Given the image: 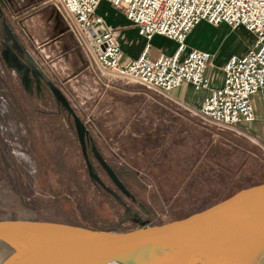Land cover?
<instances>
[{
  "label": "crops",
  "instance_id": "crops-1",
  "mask_svg": "<svg viewBox=\"0 0 264 264\" xmlns=\"http://www.w3.org/2000/svg\"><path fill=\"white\" fill-rule=\"evenodd\" d=\"M0 2L6 15L8 10L10 12L6 21L23 49L18 55L31 67L34 79L31 87L41 90L45 84L54 94L48 84L51 81L61 90L87 129L91 128L90 141L95 143L140 207L171 202L177 208H191L173 219L181 218L241 188L264 182L261 93L253 95L255 118L242 119L233 127L217 125L198 113L211 87L221 84L224 60L230 52L220 64L219 77L214 78L215 61L212 60L208 69L212 78L210 88L183 83L167 93L135 80L103 74L70 29L64 11L52 0H16L17 10L10 0ZM108 9L114 12L113 18L108 16ZM97 11L112 27L125 59L137 56L144 49L146 37L139 34L136 25L120 9L103 0ZM191 33L186 42L189 47H198L188 42ZM158 37L175 41L155 34L150 40L152 57L176 50H158ZM7 67L11 72L16 71L10 65ZM37 77L43 84L39 89ZM76 102L91 116L83 118ZM107 152L119 160L121 171L110 161ZM128 207H133L132 203Z\"/></svg>",
  "mask_w": 264,
  "mask_h": 264
},
{
  "label": "rangeland",
  "instance_id": "rangeland-1",
  "mask_svg": "<svg viewBox=\"0 0 264 264\" xmlns=\"http://www.w3.org/2000/svg\"><path fill=\"white\" fill-rule=\"evenodd\" d=\"M10 4L15 10L19 8L16 0H10ZM1 5L0 2V58L3 60L0 61V218L46 219L92 228L128 230L165 222L191 210L177 208L171 202L140 207L98 161L92 150L95 143L88 138V154L96 171L120 194L123 202L90 176L71 112L47 85L41 90L28 89L21 73L8 69L3 20L10 12L8 10L6 15ZM108 13L113 18L114 12L108 9ZM201 25L192 29L188 42L214 53L212 70L214 78L219 77L225 55L250 46L254 34L244 26L233 28L226 23L213 24L206 20ZM157 47L158 50L174 49L177 42L158 37ZM76 105L83 118L91 116L87 109L77 102ZM90 131L88 128L89 137ZM107 154L121 171L119 160ZM129 203L133 207L128 210ZM134 214L141 215L137 216L141 220L134 219Z\"/></svg>",
  "mask_w": 264,
  "mask_h": 264
},
{
  "label": "water",
  "instance_id": "water-1",
  "mask_svg": "<svg viewBox=\"0 0 264 264\" xmlns=\"http://www.w3.org/2000/svg\"><path fill=\"white\" fill-rule=\"evenodd\" d=\"M3 25L5 58L21 73L29 89L34 80L31 67L18 55L23 49L12 27L5 19ZM36 82L41 88V79L37 77ZM48 84L74 117L90 176L123 202L89 158L85 123L61 90L51 81ZM92 149L114 182L130 194L96 146ZM263 224L264 182L241 188L184 217L128 230L46 219L0 218V264H249L264 252Z\"/></svg>",
  "mask_w": 264,
  "mask_h": 264
},
{
  "label": "built area",
  "instance_id": "built-area-1",
  "mask_svg": "<svg viewBox=\"0 0 264 264\" xmlns=\"http://www.w3.org/2000/svg\"><path fill=\"white\" fill-rule=\"evenodd\" d=\"M53 1L101 72L167 93L183 83L211 87L208 69L214 53L186 42L195 26L204 20L244 26L254 34L253 43L245 52L229 55L221 84L211 87L198 113L212 123L233 127L242 119L255 118V93H261L264 105V0H106L147 39L144 49L128 59L112 27L97 11L103 0ZM155 34L174 39L176 50L152 57L150 40Z\"/></svg>",
  "mask_w": 264,
  "mask_h": 264
},
{
  "label": "bare ground",
  "instance_id": "bare-ground-1",
  "mask_svg": "<svg viewBox=\"0 0 264 264\" xmlns=\"http://www.w3.org/2000/svg\"><path fill=\"white\" fill-rule=\"evenodd\" d=\"M104 16V15H103ZM200 24V23H199ZM198 24V25H199ZM246 29V28H245ZM247 30V29H246ZM254 41V39H253ZM147 43V42H146ZM177 48V47H176ZM122 189V188H121ZM264 228V224L261 226V229ZM263 254L261 255V253L258 254V257L253 260L252 262H250L249 264H264V252H262ZM225 259H228V257H226Z\"/></svg>",
  "mask_w": 264,
  "mask_h": 264
},
{
  "label": "flooded vegetation",
  "instance_id": "flooded-vegetation-1",
  "mask_svg": "<svg viewBox=\"0 0 264 264\" xmlns=\"http://www.w3.org/2000/svg\"><path fill=\"white\" fill-rule=\"evenodd\" d=\"M133 216H134V215H133ZM133 216H132V217H133Z\"/></svg>",
  "mask_w": 264,
  "mask_h": 264
}]
</instances>
